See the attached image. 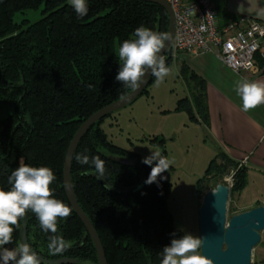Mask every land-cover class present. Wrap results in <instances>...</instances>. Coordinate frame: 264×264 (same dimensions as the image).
Wrapping results in <instances>:
<instances>
[{"label": "trees", "instance_id": "1", "mask_svg": "<svg viewBox=\"0 0 264 264\" xmlns=\"http://www.w3.org/2000/svg\"><path fill=\"white\" fill-rule=\"evenodd\" d=\"M67 1L0 0V108L12 107L7 117L0 118V187L10 189L7 178L21 162L47 166L56 175L50 186L54 198L71 207L63 187V164L73 135L91 114L131 90L115 80L121 67L116 55L120 44L133 38L141 25L168 32L169 17L165 8L148 1L87 0L88 14L80 18ZM39 7L42 17L36 22L24 25V21H14L17 12ZM170 51L165 54L167 66L172 63ZM181 72L198 84H189L191 100L181 98L175 110L186 111L192 120L197 114L207 123L203 80L186 68ZM146 91L147 87L143 93ZM103 120L83 136L73 155L71 178L77 201L99 235L107 264H160L163 248L174 238L171 234L176 238L183 235L167 206V171L159 186L145 184L136 192L118 193L93 176L94 166L74 159L76 154L99 156L105 162V177L114 186L129 189L140 184L143 174L138 167L107 158L116 155L141 161L137 154L108 140L101 128ZM220 164L214 158L205 172ZM145 168L149 175L151 166ZM246 174L243 167L233 175L237 189L246 184ZM19 229L14 230L12 243L4 247L20 244ZM56 235L70 247L52 255L39 222L28 220V244L41 258L78 260L63 264H98L93 241L73 209L70 217L58 222Z\"/></svg>", "mask_w": 264, "mask_h": 264}, {"label": "rangeland", "instance_id": "2", "mask_svg": "<svg viewBox=\"0 0 264 264\" xmlns=\"http://www.w3.org/2000/svg\"><path fill=\"white\" fill-rule=\"evenodd\" d=\"M67 3L70 4L69 0ZM41 9L17 12L14 21L19 24L24 21V25L34 23L42 17ZM169 67L172 72L164 83L156 87L154 78L145 93L106 116L101 128L109 141L137 154L141 160L157 148L162 155L174 160L167 171L170 183L167 206L174 225L183 235L187 232L200 236L198 211L207 191L218 183L231 182L226 207L228 220L233 214L264 203V183L254 180L248 185L247 177L244 187L237 189L233 175L244 167L239 162H224L205 172L217 154L216 147L188 114L174 111L178 100L189 96L185 77L189 84L198 83L189 74L181 72L179 75L180 65L175 59ZM195 88L198 89V85ZM11 111V106H1L0 118L7 117ZM260 236L252 250L250 264H261L264 260V229L260 230Z\"/></svg>", "mask_w": 264, "mask_h": 264}, {"label": "clouds", "instance_id": "3", "mask_svg": "<svg viewBox=\"0 0 264 264\" xmlns=\"http://www.w3.org/2000/svg\"><path fill=\"white\" fill-rule=\"evenodd\" d=\"M77 17L83 18L88 14L87 0H69ZM245 8L241 3L238 12L254 13L264 18V6L257 3ZM168 32H157L146 26H139L134 30L133 38L125 39L117 50L120 70L115 77L124 87L138 90L145 82V76L155 77V86L164 83L172 69L166 65V57L161 54L165 49L166 41L171 40ZM235 92L241 101V110L245 113L264 105V81H249L241 79L236 82ZM74 159L81 165L91 164L95 168L97 180H104L105 162L99 156L89 157L76 154ZM141 163L151 166L145 184L156 183L166 179L162 174L169 171L174 160L162 155L157 148L151 154L142 158ZM159 178V179H158ZM10 189L0 187V264H41L36 251L28 243H20L9 249L4 245L12 243V235L20 227V220L29 212L38 219L43 231L51 233L49 252L52 255L62 253L70 247L62 236L56 235L58 222L66 220L72 214V208L60 199L54 198L50 187L56 180L54 171L47 166H29L21 162L8 176ZM169 245L162 250L160 264H213L212 260L201 253L204 243L203 236L191 233L176 238L171 234Z\"/></svg>", "mask_w": 264, "mask_h": 264}, {"label": "water", "instance_id": "4", "mask_svg": "<svg viewBox=\"0 0 264 264\" xmlns=\"http://www.w3.org/2000/svg\"><path fill=\"white\" fill-rule=\"evenodd\" d=\"M141 1L156 3L165 8L168 13V33H170L172 38L170 41H166L165 49L161 52L165 56L171 47L174 37V16L172 9L167 0ZM151 77L149 70L145 76V82L140 85L138 90L131 89L124 97L98 109L86 118L73 135L66 151L63 164L64 191L72 209L83 223L93 241L98 264H107L105 252L95 227L77 201L71 178L73 155L79 142L90 128L114 111L132 103L143 93ZM107 158L115 163L138 167L143 174V178L138 186L129 189L116 187L107 178L99 180L106 188L118 193H130L140 190L145 185L148 172L145 165L139 159H129L116 155H107ZM93 176L96 177V174H93ZM229 194L230 187L226 182L216 184L213 189L205 193L198 211L199 235L205 238L200 251L203 255L211 259L213 264H250L252 250L261 238L260 230L264 229V205H258L233 214L227 220L226 207ZM30 218L38 221L35 215L30 212L23 218L19 229V243H28L27 223ZM45 234L50 241L52 234L48 232H45ZM39 258L42 264L78 263L77 259L62 258L59 260H45L40 256Z\"/></svg>", "mask_w": 264, "mask_h": 264}, {"label": "crops", "instance_id": "5", "mask_svg": "<svg viewBox=\"0 0 264 264\" xmlns=\"http://www.w3.org/2000/svg\"><path fill=\"white\" fill-rule=\"evenodd\" d=\"M250 2L253 5L259 3L264 6V0ZM241 3L245 8L250 7L248 0L216 2L220 23L226 21L228 23L231 19L240 17L264 21V18H259L254 13L238 12ZM174 59L180 65L179 75L183 67L203 80L202 94L208 122L205 123L197 114L196 119L192 121L216 147L217 154L214 157L216 162L224 163L225 160L239 162L246 168L248 185L254 180L264 183V105L245 113L241 110L240 98L234 90L236 82L241 79L264 81V73L258 75L236 73L220 60L216 52L179 53L172 56V63ZM260 62L264 64V60ZM184 83L189 93V96L185 97L191 100L193 88L186 79ZM179 112L187 114L183 110Z\"/></svg>", "mask_w": 264, "mask_h": 264}, {"label": "built area", "instance_id": "6", "mask_svg": "<svg viewBox=\"0 0 264 264\" xmlns=\"http://www.w3.org/2000/svg\"><path fill=\"white\" fill-rule=\"evenodd\" d=\"M219 1L167 0L174 16L171 56L216 52L236 73H264V21L240 17L221 24L215 5Z\"/></svg>", "mask_w": 264, "mask_h": 264}]
</instances>
